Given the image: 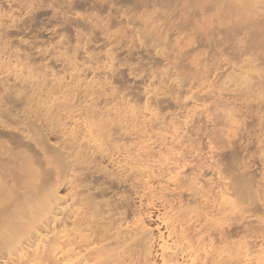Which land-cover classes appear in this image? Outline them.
Returning a JSON list of instances; mask_svg holds the SVG:
<instances>
[{"label": "rangeland", "instance_id": "obj_1", "mask_svg": "<svg viewBox=\"0 0 264 264\" xmlns=\"http://www.w3.org/2000/svg\"><path fill=\"white\" fill-rule=\"evenodd\" d=\"M227 2L0 0V199L67 230L27 264H264V8Z\"/></svg>", "mask_w": 264, "mask_h": 264}, {"label": "bare ground", "instance_id": "obj_2", "mask_svg": "<svg viewBox=\"0 0 264 264\" xmlns=\"http://www.w3.org/2000/svg\"><path fill=\"white\" fill-rule=\"evenodd\" d=\"M222 9H229V8H237V10L239 9H246V8H252V10L254 9L256 11V9L258 8H264V0H231V2H227V3H224L223 5L220 6ZM253 10V12H255ZM264 10V9H263ZM241 11V10H240ZM243 11V10H242ZM249 11V10H248ZM251 11V10H250ZM261 11V9H260ZM257 12V11H256ZM258 14H259V10H258ZM261 15V14H260ZM264 17V15H263ZM6 145L10 146L9 144L6 143ZM8 151H10V147L7 148ZM11 152V151H10ZM11 155V154H10ZM8 159V158H7ZM11 159V158H10ZM37 172V171H36ZM7 185H10V184H7ZM11 186V185H10ZM59 186V185H57ZM13 187V185H12ZM43 186H41L40 184L36 183L35 185H33V189H34V199H35V195H36V199L32 202V199L29 200L31 201V205L29 203V201H27L29 203V206L26 204V206L28 207V209L26 210L25 208L23 209L22 208H17L16 206H14L15 208H17V210H13V211H10L11 207L10 206H7V201L6 200H10L6 198V194L8 197H13L12 195H9V193H11L12 191H14L13 193H15V189L13 188V190L11 191V187H9V189L7 188L8 192L5 194V190H6V185L4 183V181L2 180V178L0 177V196H5L3 199L7 202H4L3 199H0V258L6 253V254H9V255H19L20 257L17 256L16 259L13 260V264H27L29 260H31L29 258V255L33 252H39V253H42L44 252L43 254H45L47 252V250L49 249L50 250H55V248L57 249L58 248V244H61L62 245H65L66 246V240L65 242L63 241L62 242V239H64V237L66 236L65 233H66V229L65 228V220L63 219L64 216L66 214H64V216H61L60 217V220H62V223L60 221V223L63 225H61L59 223V226L61 225L63 230L61 229H58V233H59V237H61L62 235L63 238H60L58 240V242H54L53 244L56 246H53L51 245V241L49 240V237H47V231H48V227H44L45 230L43 231V228L41 231H43L41 233V231L38 229L36 230L37 228H32V226H30V228H25L27 227V225H30V224H34L35 222H33V218H34V221H39V215L41 216V220L42 221V215L46 214V212H49V206L47 205V203L44 202V198H45V195L44 193H42L41 191V188ZM44 188V187H43ZM54 192H51V194H55L57 193V187L55 186L54 187ZM6 190V191H7ZM53 190V187L51 189V191ZM56 190V191H55ZM11 191V192H10ZM44 192V191H43ZM5 194V195H4ZM59 197L57 196V199ZM62 196H60V198L57 200V201H62L61 200ZM94 198V197H93ZM65 199V198H64ZM3 200V201H1ZM56 200V198H55ZM56 201V202H57ZM3 202V203H2ZM6 203V204H5ZM58 203V202H57ZM60 204V203H59ZM94 206V204H93ZM59 208V207H58ZM21 209V210H20ZM61 209H64V211L66 210L65 208H59V214L61 212L64 213V211ZM34 210L35 211V215H36V220H35V215L32 216V212L34 213ZM39 210V211H38ZM41 210V212H40ZM10 211V212H9ZM9 212V213H8ZM44 212V213H43ZM66 212V211H65ZM41 213V214H40ZM39 214V215H38ZM49 214V213H47ZM46 214V218L44 217V220L45 219H48V216ZM60 214V215H61ZM39 221V225L41 223L40 226H42V222ZM58 222H59V219H58ZM64 223V224H63ZM38 225V224H37ZM77 226L79 224H76ZM44 226V225H43ZM47 226V225H45ZM60 226V228H61ZM31 229V230H30ZM32 229H34L35 232H38L41 233V235L44 233V232H47V233H44L43 236H40L39 234V237L38 238V235H37V238H38V242H37V238L33 241V240H30V236H29V233L30 231H32ZM47 230V231H46ZM64 230H65V233H64ZM59 231H62V234L60 235V232ZM33 232V231H32ZM68 234V233H67ZM31 235V234H30ZM68 238V237H67ZM66 239V238H65ZM50 241V243H49ZM60 241V242H59ZM37 242V243H36ZM64 243V244H63ZM111 243V242H110ZM49 245L51 248H49ZM54 247V248H53ZM48 248V249H47ZM72 248V247H71ZM69 248V250L71 249ZM47 249V250H46ZM62 249V248H61ZM67 249V248H66ZM65 247L64 249H62L63 251L65 250ZM61 250V252H62ZM68 250V249H67ZM68 250V253L70 252ZM46 251V252H45ZM64 253H67V251ZM55 252H59L58 250H56ZM74 252V251H73ZM48 253V252H47ZM46 253V255H47ZM51 253V252H50ZM67 253V254H68ZM71 253V252H70ZM69 255V254H68ZM83 257V255H82ZM42 263V260H40L38 262V264H41ZM78 264H87V259L84 258V259H81Z\"/></svg>", "mask_w": 264, "mask_h": 264}]
</instances>
